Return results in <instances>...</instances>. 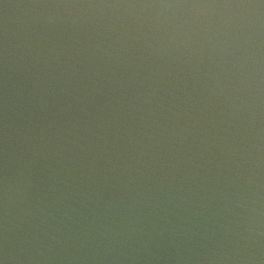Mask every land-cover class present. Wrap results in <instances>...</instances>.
<instances>
[{
    "label": "water",
    "instance_id": "1",
    "mask_svg": "<svg viewBox=\"0 0 264 264\" xmlns=\"http://www.w3.org/2000/svg\"><path fill=\"white\" fill-rule=\"evenodd\" d=\"M0 264H264V0H0Z\"/></svg>",
    "mask_w": 264,
    "mask_h": 264
}]
</instances>
